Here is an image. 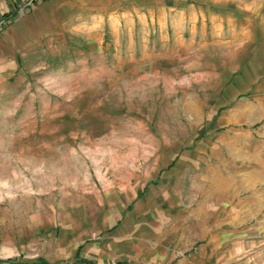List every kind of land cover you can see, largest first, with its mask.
<instances>
[{
  "label": "rangeland",
  "instance_id": "374dc122",
  "mask_svg": "<svg viewBox=\"0 0 264 264\" xmlns=\"http://www.w3.org/2000/svg\"><path fill=\"white\" fill-rule=\"evenodd\" d=\"M44 1L0 12V264H264V0Z\"/></svg>",
  "mask_w": 264,
  "mask_h": 264
},
{
  "label": "crops",
  "instance_id": "0c3cea01",
  "mask_svg": "<svg viewBox=\"0 0 264 264\" xmlns=\"http://www.w3.org/2000/svg\"><path fill=\"white\" fill-rule=\"evenodd\" d=\"M49 0H46V1H44L42 4H45L46 2H48ZM8 2H9V0H0V12L2 13V12H4V11H7V5H8ZM41 4V5H42ZM41 5H39V6H41ZM38 6V7H39ZM36 13H41L42 14V11H39V10H37V11H35ZM21 18H23V17H20V18H16L10 25H25L26 23L24 22V20L23 19H21Z\"/></svg>",
  "mask_w": 264,
  "mask_h": 264
},
{
  "label": "trees",
  "instance_id": "16d2710c",
  "mask_svg": "<svg viewBox=\"0 0 264 264\" xmlns=\"http://www.w3.org/2000/svg\"><path fill=\"white\" fill-rule=\"evenodd\" d=\"M5 14H7V13H4V16H6ZM76 259L80 260L81 262H83V263H85V264H96V263H94L93 260H91V259H87V258H83V257H80L79 255L76 256ZM0 262H1V260H0ZM3 262H4V261H3ZM12 262H13V261H12ZM4 263H7V262H4ZM117 264H132V263H130V262H126V261H120V262H118Z\"/></svg>",
  "mask_w": 264,
  "mask_h": 264
}]
</instances>
